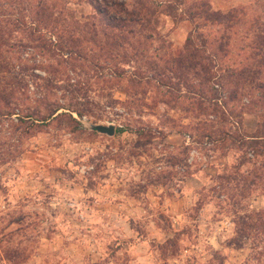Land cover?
<instances>
[{
	"label": "rangeland",
	"instance_id": "obj_1",
	"mask_svg": "<svg viewBox=\"0 0 264 264\" xmlns=\"http://www.w3.org/2000/svg\"><path fill=\"white\" fill-rule=\"evenodd\" d=\"M90 1L0 0V26L10 29L3 37L28 43L20 23L34 11L56 22L62 6L82 21L94 13ZM207 1L222 12L245 5V24L264 21V0ZM153 25L142 42L150 59L134 69L119 63L120 77L109 74L111 63L87 81L86 69L78 78L29 48L19 60L1 52L14 66L0 69V264H264V144L229 137L238 124L254 131L264 98L255 82L218 79L222 86H212L226 111L198 109L187 92L198 80L181 82L169 68L191 24L178 11L157 14ZM230 39L222 65L247 55ZM133 71L138 82L126 80ZM70 94L85 111L77 129L66 117L24 118L36 100L67 103ZM6 104L16 114H4ZM86 122L112 124L113 134Z\"/></svg>",
	"mask_w": 264,
	"mask_h": 264
},
{
	"label": "trees",
	"instance_id": "obj_2",
	"mask_svg": "<svg viewBox=\"0 0 264 264\" xmlns=\"http://www.w3.org/2000/svg\"><path fill=\"white\" fill-rule=\"evenodd\" d=\"M90 4L94 13L82 21L77 20L72 13L66 12L62 6L58 9V16L62 18L60 20L55 18L56 22L53 21L54 19L46 21L43 17H39V11H34L30 14L27 25L20 23V30L26 32L28 43H19V45L10 43L3 37L4 33L10 29L0 26V69L8 70V67L10 69L14 66L11 58L6 60L1 56V52H9L8 57L14 56L19 60L24 50L29 48L33 57L40 60L47 59L48 64L51 61L57 65L65 64L62 71L74 74L78 78L81 77V71L86 69L87 71L84 70L83 73L87 81L91 78L93 80L102 78L100 71L97 70L101 69L105 63L109 65L111 63L113 66L109 74L113 73L120 77L125 72L116 67L119 63L132 64L134 69V61L140 58L150 59L146 56V51L142 49V44L143 41L151 38L152 35L149 32L155 33V26H152V23L156 21V15L164 13L174 19L180 11L183 18L191 24V28L181 50L170 59L172 66L169 68L181 82L186 80L187 74H190L193 80H198L196 86L191 85L192 83L187 85V92L196 94L199 98L197 108L204 111L210 104V106L213 105L212 112H215L218 106L222 107L221 112L226 111L223 101L218 104L217 90L212 86H222L221 83H217L218 79L230 81L232 77H235L251 83L255 82V88L264 98V21L257 20L252 22L253 24H245L248 15L245 5L234 6L222 12L212 8L207 0H91ZM206 26L216 29L212 33L203 34L201 29ZM47 34L49 37L46 38ZM230 38L233 40L230 46L233 45L237 50L245 51L247 55H244L242 61L222 65L221 56L225 57L227 52L224 51L222 54L220 52L229 45ZM88 71L91 74H88ZM159 73L158 71L155 74ZM148 76L147 73L145 77ZM149 78H152V75ZM216 78V82L212 81ZM64 79L72 78L65 75ZM126 80L138 82L137 71L127 75ZM33 82L37 88L39 85L36 81ZM78 82L76 81V85L83 83ZM206 84H209V87L203 90ZM23 85L27 88L26 84ZM207 90L210 92L209 95L205 93ZM27 96L25 93L24 98ZM68 96L67 103L48 104L42 99L36 100L38 105L34 106L32 111L24 113V118L36 121L38 124H46L51 120L66 117L73 123L72 128L77 129L85 111L73 105L74 95ZM230 96L234 97V93ZM3 99L0 98V101ZM203 103L206 105L201 106L200 104ZM8 108L6 104L4 114H16L10 113L11 109ZM72 113L78 120L72 116ZM257 117L258 122L253 132L239 131L238 124L235 134L228 136L238 144L244 142L264 144V123L262 122L264 115L257 113ZM91 131L94 132V130ZM262 212L259 211V213Z\"/></svg>",
	"mask_w": 264,
	"mask_h": 264
},
{
	"label": "water",
	"instance_id": "obj_3",
	"mask_svg": "<svg viewBox=\"0 0 264 264\" xmlns=\"http://www.w3.org/2000/svg\"><path fill=\"white\" fill-rule=\"evenodd\" d=\"M82 127L88 128L90 130H94L97 133L100 134H104L107 136H111L113 134L114 131V127L112 124H99V123H90V122H86L84 124H82Z\"/></svg>",
	"mask_w": 264,
	"mask_h": 264
},
{
	"label": "built area",
	"instance_id": "obj_4",
	"mask_svg": "<svg viewBox=\"0 0 264 264\" xmlns=\"http://www.w3.org/2000/svg\"><path fill=\"white\" fill-rule=\"evenodd\" d=\"M185 141H186V143L188 142V139H189V136H185ZM192 153H193V150L192 151H190V154H189V156H188V158H187V161H190L191 159H192Z\"/></svg>",
	"mask_w": 264,
	"mask_h": 264
}]
</instances>
